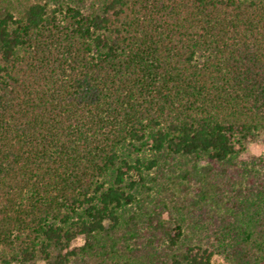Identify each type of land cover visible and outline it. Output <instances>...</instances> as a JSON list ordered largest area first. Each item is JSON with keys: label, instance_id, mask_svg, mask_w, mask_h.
<instances>
[{"label": "trees", "instance_id": "1", "mask_svg": "<svg viewBox=\"0 0 264 264\" xmlns=\"http://www.w3.org/2000/svg\"><path fill=\"white\" fill-rule=\"evenodd\" d=\"M264 0H0V264H264Z\"/></svg>", "mask_w": 264, "mask_h": 264}, {"label": "rangeland", "instance_id": "2", "mask_svg": "<svg viewBox=\"0 0 264 264\" xmlns=\"http://www.w3.org/2000/svg\"><path fill=\"white\" fill-rule=\"evenodd\" d=\"M249 156H261L264 158V146L261 141L250 142L246 145L245 152L241 155V158H247ZM211 264H224L219 258L214 257Z\"/></svg>", "mask_w": 264, "mask_h": 264}]
</instances>
